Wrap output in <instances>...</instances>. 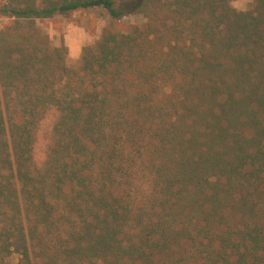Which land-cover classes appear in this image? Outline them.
Segmentation results:
<instances>
[{"label": "trees", "instance_id": "16d2710c", "mask_svg": "<svg viewBox=\"0 0 264 264\" xmlns=\"http://www.w3.org/2000/svg\"><path fill=\"white\" fill-rule=\"evenodd\" d=\"M231 1L0 5L1 264H264V0ZM94 8L145 21L70 68L37 22Z\"/></svg>", "mask_w": 264, "mask_h": 264}, {"label": "rangeland", "instance_id": "374dc122", "mask_svg": "<svg viewBox=\"0 0 264 264\" xmlns=\"http://www.w3.org/2000/svg\"><path fill=\"white\" fill-rule=\"evenodd\" d=\"M4 1L0 0V5ZM122 1L129 5L127 7L131 8L135 0ZM254 4V0H232L230 5L236 11H251L254 9ZM144 21L139 15H130L119 20H112L104 10L94 8L75 11L65 16H54L51 19L37 22V24L48 36L53 46L63 45L66 48V64L68 67L76 69L79 66L82 49L93 45L104 30L127 32L131 26H140ZM7 23H9V20L0 15V29ZM55 117V113L50 111L39 127L35 147L37 161L44 159L46 145ZM17 262L18 256L12 255L10 258L5 259L2 264H16Z\"/></svg>", "mask_w": 264, "mask_h": 264}]
</instances>
